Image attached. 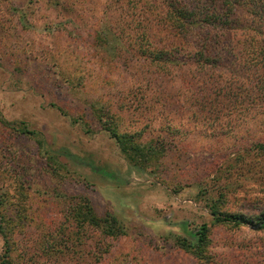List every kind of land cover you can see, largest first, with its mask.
<instances>
[{"label": "rangeland", "instance_id": "rangeland-1", "mask_svg": "<svg viewBox=\"0 0 264 264\" xmlns=\"http://www.w3.org/2000/svg\"><path fill=\"white\" fill-rule=\"evenodd\" d=\"M124 1L0 0V193L10 226L20 221L7 258L0 236V264H197L178 222L209 227L210 264H264V229L215 224L208 211L264 209V153L251 147L264 125L196 106L200 84L185 67L159 73L116 42L95 43L103 21L119 29ZM109 113L117 132L161 154L129 164ZM63 195L85 196L121 234L69 240Z\"/></svg>", "mask_w": 264, "mask_h": 264}, {"label": "trees", "instance_id": "trees-1", "mask_svg": "<svg viewBox=\"0 0 264 264\" xmlns=\"http://www.w3.org/2000/svg\"><path fill=\"white\" fill-rule=\"evenodd\" d=\"M114 21L119 29H114L109 20L103 21L94 32L95 43L109 44L110 50V42H116L159 73L170 74L173 69L185 67L191 80L200 84L201 94L194 97L196 106L213 118L247 111L255 128L264 125V0H126ZM215 70H222L224 79L211 77ZM206 71L211 73L205 79ZM187 82L191 83L190 79ZM112 116H107L106 130L129 164L143 169L150 158L161 154L154 144H141L133 134L117 132ZM19 125L14 128L18 133L34 134L23 123ZM259 140L251 144L254 153H264V139ZM61 198L74 236L69 240L81 241L89 230L103 236L121 234L116 219L111 215L97 216L85 196ZM6 202L5 194L0 193L2 258L8 257V240L20 224L18 219L15 226H10L15 219L6 214ZM208 209L215 224L257 225L256 229H264V209L253 216L220 211L211 205ZM176 225L193 241L186 247L180 242V246L189 247L197 264H210L212 255L205 249L209 227L202 223L189 230L185 222ZM53 245L49 242L46 247L57 252Z\"/></svg>", "mask_w": 264, "mask_h": 264}, {"label": "water", "instance_id": "water-1", "mask_svg": "<svg viewBox=\"0 0 264 264\" xmlns=\"http://www.w3.org/2000/svg\"><path fill=\"white\" fill-rule=\"evenodd\" d=\"M256 227H257V225H254V226H253V228H255V229H256Z\"/></svg>", "mask_w": 264, "mask_h": 264}]
</instances>
